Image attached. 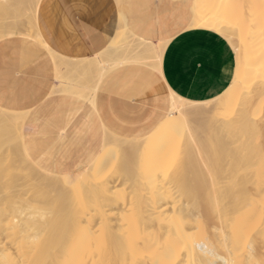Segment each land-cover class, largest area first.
Listing matches in <instances>:
<instances>
[{"label":"bare ground","instance_id":"1","mask_svg":"<svg viewBox=\"0 0 264 264\" xmlns=\"http://www.w3.org/2000/svg\"><path fill=\"white\" fill-rule=\"evenodd\" d=\"M195 5L204 26L194 28L233 48L229 84L205 102L170 97L164 122L146 137L106 132L93 162L54 175L24 152V114L0 108V264L264 261V0ZM19 32L41 42L34 28ZM159 45L120 25L97 58L101 76L126 64L153 68Z\"/></svg>","mask_w":264,"mask_h":264},{"label":"crops","instance_id":"2","mask_svg":"<svg viewBox=\"0 0 264 264\" xmlns=\"http://www.w3.org/2000/svg\"><path fill=\"white\" fill-rule=\"evenodd\" d=\"M8 1L0 15L10 17L21 8L25 19L2 25L3 32H18L0 38V108L24 114L22 146L43 172L69 174L90 164L106 132L136 140L164 122L170 97L166 102L153 68L126 64L101 76L97 58L120 25L152 44L175 34L162 54L161 77L180 98L205 102L229 84V41L187 27L196 0H40L31 10L26 0ZM26 12H32L41 42L19 32L26 30ZM80 93H87L84 99Z\"/></svg>","mask_w":264,"mask_h":264},{"label":"snow or ice","instance_id":"3","mask_svg":"<svg viewBox=\"0 0 264 264\" xmlns=\"http://www.w3.org/2000/svg\"><path fill=\"white\" fill-rule=\"evenodd\" d=\"M198 26H204V25L198 24V22L194 19L191 20L189 22V24L187 25V27H190V28H194V27H198ZM174 35H175L174 33H170L169 34V40H167V41L161 40L160 45L155 50L154 63L152 65L153 71L156 73L155 83H156L157 87L159 88L160 92L162 94H164L165 101L167 102V98L171 97L173 100V103H175L177 100V93L170 85L166 87V78L161 77V72H162L161 63H162V53L165 51V45L170 43V41ZM236 54L238 55V52ZM238 71H239V69L237 68V72ZM86 94L87 93H80L79 98L84 99ZM180 103L183 105H187V101L184 99H181ZM161 163H163V162H161ZM227 239L228 238L225 237V241H227ZM239 240H240L239 234L234 232V234H233V245L238 246ZM5 264H7V262H5ZM189 264H206V262L203 260H197L195 257L190 256ZM225 264H229V262H225ZM249 264H252V262H249ZM255 264H264V261L255 262Z\"/></svg>","mask_w":264,"mask_h":264},{"label":"rangeland","instance_id":"4","mask_svg":"<svg viewBox=\"0 0 264 264\" xmlns=\"http://www.w3.org/2000/svg\"><path fill=\"white\" fill-rule=\"evenodd\" d=\"M31 1H33L32 4L30 3ZM39 1L37 0V2H39ZM7 2H9V1L6 0V2H4V3H7ZM17 2H20V0H17ZM26 2L28 4V7L30 10L37 6L36 0H26ZM4 3L2 2V4H4ZM0 4H1V1H0ZM23 13L24 12H16L15 14H12L13 16L11 15L10 17H7V19H6V17H2L0 15V34L3 32L2 25L5 23H10L12 25H14L16 22L22 23L23 20L25 19ZM31 15H32V12H26V30H32V28H33L32 23H31ZM29 37L33 38L32 36H29ZM82 167H84V166H82ZM82 167H79V168H82ZM31 173L32 172H29V174H31ZM120 186H121V184H119V187L117 186L118 189H120ZM121 189H122V187H121Z\"/></svg>","mask_w":264,"mask_h":264}]
</instances>
